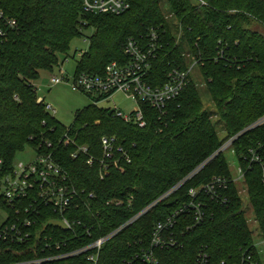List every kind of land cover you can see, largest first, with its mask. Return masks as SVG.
<instances>
[{"label":"trees","instance_id":"obj_1","mask_svg":"<svg viewBox=\"0 0 264 264\" xmlns=\"http://www.w3.org/2000/svg\"><path fill=\"white\" fill-rule=\"evenodd\" d=\"M128 1L129 9L113 14L87 13L83 0H0V10L18 23L13 30L0 19V29L7 32L6 37L0 36V157L11 167L18 152L28 146L38 148L42 140L52 141L55 160L68 172L71 183L95 195L91 213L81 215L93 226L94 237L124 225L184 181L169 198L109 239L99 264H128L149 245L155 225L189 200L191 187H200L215 175L230 177L225 154L219 152L212 158L222 141L212 121L215 113L203 107L204 93L195 82L171 103L163 119L156 110L143 105L148 121L145 128L125 122L96 103L77 110L70 127L78 143L88 145L91 153H101L100 139L105 134L117 135L119 143L130 150L131 162L120 159L105 179L100 178L98 165L86 163L87 156L71 157L74 146L60 142L67 125L46 109L44 100H38L35 81L41 71H53L60 54L67 59L72 41L83 35L85 27H93L95 32L89 38V48L78 59L75 75L103 74L111 61L126 59L123 46L129 38H140L151 26L169 23L164 14L166 2L182 25L183 39L192 48L197 43L205 59L201 67L207 82L204 92L214 101L225 131L231 136L240 134L232 146L238 163L246 170L248 199L258 226L264 230L263 167L256 162L249 167L244 159L250 148L264 141V122L242 133L264 117V0H205L209 6L194 0ZM166 28V44L156 72L161 75L168 62L184 64L185 43L176 44L173 29L169 25ZM219 40L230 63L214 60ZM210 55L212 61L207 59ZM260 152L264 161V150ZM228 194L229 205L204 197L208 214L200 224L194 223L192 215H180L173 235L182 246L157 250L161 264H196L202 248L209 253L210 264H239L242 252L253 244V235L235 183L230 184ZM114 197L125 203L107 206L106 201ZM93 212H99L96 219ZM56 216L43 215L37 219V226ZM10 223L0 225V264H21L51 253L44 249L42 237L23 243L4 237ZM37 226L35 232L39 231Z\"/></svg>","mask_w":264,"mask_h":264},{"label":"built area","instance_id":"obj_2","mask_svg":"<svg viewBox=\"0 0 264 264\" xmlns=\"http://www.w3.org/2000/svg\"><path fill=\"white\" fill-rule=\"evenodd\" d=\"M194 1L200 6H209L205 0ZM83 8L87 13L121 14L130 8V2L128 0H83ZM165 17L167 21L170 18L174 19L173 25H171V22L167 25L175 33V43L179 45L185 43V49L182 53L184 64L179 60L168 62V67L162 75L156 73L162 49L166 44L164 37L167 25L161 23L148 28L145 36L129 38L123 46L126 59L124 61H111L107 64L103 74L81 72L75 75L71 83L73 89L86 92L93 97L97 96L94 100L96 104L99 101L112 98L116 92L125 93L136 104L133 111L124 113L116 108L108 109L112 110V114L125 122H132L139 128H145L148 121L143 105H148L156 110L159 119H163L168 114L171 103L181 97L192 82H195L196 85L206 86L207 82L203 79L201 69L205 59L198 51L197 43L192 48L183 39V28L175 18L174 12L170 11ZM0 19L5 22L6 27L9 29L14 30L18 24L15 19L6 17L2 10H0ZM0 36H7L5 29H0ZM207 59L212 61V55L207 56ZM214 60L231 62L222 40H219ZM200 77L202 83L198 84L197 80ZM65 79L69 78L65 75H54L51 82L57 84ZM38 100L41 102L44 99L39 98ZM46 109L52 115L56 112L55 107L51 104H47ZM262 122H264V117L246 129L256 127ZM60 142L64 146H74L71 153L72 158L77 159L81 156H87L86 163L90 167L98 165L101 179L111 175L113 167L117 165L120 159L128 163L132 160L130 150L119 143V138L115 134H105L101 137L100 154L91 153L88 145L78 143L77 135H73L70 126H67ZM52 148V141L42 140L38 148H33L35 156L32 160L29 162H13L11 167H8L5 160L0 157V208L7 213V219L4 222L11 221L10 225L4 230V237L10 236L18 243L28 241L32 237H42L44 249L51 252L46 256H40L21 264H43L46 262L99 264L101 251L109 239L135 222L159 202L169 198L184 184L183 181L172 187L140 212L133 215L124 225L107 235L94 237L93 226H89L81 215L91 213L93 209L92 199L95 198V195L94 193H87L84 189L80 190L71 183L68 172L55 160V153ZM261 149L264 150V141L260 142L258 147L250 148L244 159L249 163V167L254 162L262 165V181L264 182V161L261 156ZM232 150L235 152L234 149ZM219 152L220 150L212 158ZM201 168L202 166L198 167L189 178ZM245 174L246 170L240 164L236 175L232 173L230 177L228 175H215L209 182L200 187H191L188 193L189 200L182 203L164 220L155 225L149 245L137 252L127 263L161 264L156 254L157 250L182 246L180 239L173 235V229L180 215H192L194 223L200 224L208 214L204 197H209L221 205H229L231 201L228 194L230 184L235 183L238 188L240 182H246ZM131 199H133V196ZM124 203L125 201L118 197L106 201L107 206L114 207L122 206ZM45 214H56V217L49 220L62 221L66 225V229L54 225L50 226L49 230L45 229L44 226L49 220L38 227L37 219ZM92 214L95 219L99 216V212L96 214L93 212ZM255 222L257 223L256 219ZM36 226L39 230L37 232H35ZM259 229L263 235L260 242L264 245V230L260 227ZM47 230L50 233H47ZM263 254L264 252L253 239V244L242 252V259L239 264H264ZM196 264H210V255L204 248L198 253ZM212 264L230 263L221 261Z\"/></svg>","mask_w":264,"mask_h":264},{"label":"rangeland","instance_id":"obj_3","mask_svg":"<svg viewBox=\"0 0 264 264\" xmlns=\"http://www.w3.org/2000/svg\"><path fill=\"white\" fill-rule=\"evenodd\" d=\"M170 10L168 9L167 3H164V14L167 16ZM169 23L173 25V18H170ZM95 29L93 27H85L83 30V35L81 37L75 38L71 43V49L65 59V55L60 54V62L55 66L53 71L42 70L40 73V78L35 81L37 87V93L39 98L44 99L46 104H51L55 107L56 112L54 116L62 124L70 126L75 120V115L77 110L82 109L90 104L94 103V100L97 96L93 97L86 92L75 90L72 87V80L75 77V70L78 63V59L82 52L86 51L89 48V38L93 35ZM76 55V56H75ZM54 75L57 76H67L69 79L62 80V82L53 84L51 79ZM198 75V73H197ZM198 84L202 83L201 77L197 80ZM200 87L203 95V107L206 110L213 111L215 114L212 117V121L215 124L219 140L222 141L220 147V152L224 153L227 157V160L230 165V171L233 175H236L237 168L240 163H238V157L233 152V142L237 138V135H229L223 125V121L217 116V108L210 96H208L204 90L205 86L197 85ZM98 106L110 109H119L124 113H130L135 109V102L127 97L123 92H116L112 98L104 101H99ZM253 125V124H252ZM251 126V125H250ZM245 130V129H244ZM233 139V140H232ZM230 143H232L230 145ZM35 156V151L31 146L25 148L24 151L18 152L13 162L17 163L19 161L29 162ZM238 189L240 195L244 199V205L246 208V217L249 221V225L252 231L254 242L257 243L258 247L264 252V245L260 242L263 235L258 227V224L255 222L254 211L251 207V204L248 199L247 184L244 181L238 184ZM7 219V213L5 210L0 208V225ZM264 258V254H263Z\"/></svg>","mask_w":264,"mask_h":264},{"label":"water","instance_id":"obj_4","mask_svg":"<svg viewBox=\"0 0 264 264\" xmlns=\"http://www.w3.org/2000/svg\"><path fill=\"white\" fill-rule=\"evenodd\" d=\"M261 34L264 36V33H261ZM109 113L112 114V110H110ZM249 129H250V128L245 129L244 131H242V133L246 132V131L249 130ZM53 225H54V226H60V227H62L63 229H66V225H65L62 221L57 220V219L49 220V221L45 224L44 228L46 229V228H48L49 226H53Z\"/></svg>","mask_w":264,"mask_h":264}]
</instances>
